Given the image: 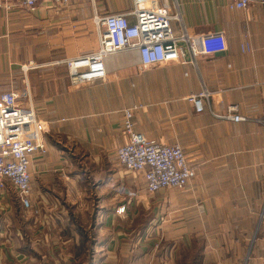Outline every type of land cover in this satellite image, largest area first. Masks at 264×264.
Wrapping results in <instances>:
<instances>
[{
	"label": "crops",
	"instance_id": "crops-1",
	"mask_svg": "<svg viewBox=\"0 0 264 264\" xmlns=\"http://www.w3.org/2000/svg\"><path fill=\"white\" fill-rule=\"evenodd\" d=\"M176 1L193 35L222 32L228 51L151 68L122 53L107 59L106 82L75 88L61 62L98 51L94 17L134 0L34 11L0 0V95L31 98L48 147L30 165L35 212L9 189L0 200V264H264V4ZM204 86L213 99L199 113L190 98ZM133 106L136 133L183 148L196 172L185 190L149 195L119 164ZM231 106L244 121L215 117Z\"/></svg>",
	"mask_w": 264,
	"mask_h": 264
},
{
	"label": "built area",
	"instance_id": "built-area-1",
	"mask_svg": "<svg viewBox=\"0 0 264 264\" xmlns=\"http://www.w3.org/2000/svg\"><path fill=\"white\" fill-rule=\"evenodd\" d=\"M42 0H22L25 9L34 11ZM58 7L77 5L80 0H51ZM264 0H230L229 8L242 11ZM133 17L134 21L130 18ZM181 25L175 32L172 23ZM94 22L99 34L98 51L62 61L68 69L72 87L81 88L106 82L109 76L107 59L127 52L139 55L142 68L168 64H192L197 67L199 56H216L228 51L222 32L193 35L185 26L180 5L176 0H134L129 13L96 15ZM16 92L0 95V200L9 188L14 189L22 206L31 211L30 165L35 154L48 152L45 134L47 127L32 105L21 103ZM213 93L205 86L199 95L192 96L197 112L204 111ZM140 106L124 110L123 127L129 138L117 151L119 164L127 171L142 174L149 195L174 189L185 190L196 177L195 169L180 145L168 146L147 140L134 130V115ZM239 108L231 106L226 115L216 118L240 122L245 118Z\"/></svg>",
	"mask_w": 264,
	"mask_h": 264
},
{
	"label": "rangeland",
	"instance_id": "rangeland-1",
	"mask_svg": "<svg viewBox=\"0 0 264 264\" xmlns=\"http://www.w3.org/2000/svg\"><path fill=\"white\" fill-rule=\"evenodd\" d=\"M176 23H178L177 21H174L173 22V25H175ZM29 104V101H27V103H26V106ZM33 105V104H32ZM9 193L12 195H16V193H15V191H14V189H12V188H9ZM55 259H57L58 261H60V258H63V257H54ZM82 259L83 258H85V257H81ZM80 258V259H81ZM79 258H75V260H74V263L72 262V264H77L76 262L77 261H81ZM61 261H62V259H61Z\"/></svg>",
	"mask_w": 264,
	"mask_h": 264
}]
</instances>
